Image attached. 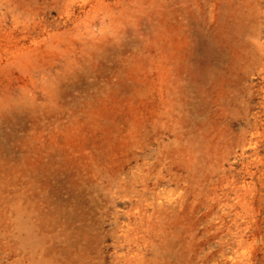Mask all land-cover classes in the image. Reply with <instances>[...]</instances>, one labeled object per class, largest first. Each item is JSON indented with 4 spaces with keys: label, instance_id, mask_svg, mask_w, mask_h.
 Returning <instances> with one entry per match:
<instances>
[{
    "label": "rangeland",
    "instance_id": "1",
    "mask_svg": "<svg viewBox=\"0 0 264 264\" xmlns=\"http://www.w3.org/2000/svg\"><path fill=\"white\" fill-rule=\"evenodd\" d=\"M0 264H264V0H0Z\"/></svg>",
    "mask_w": 264,
    "mask_h": 264
}]
</instances>
